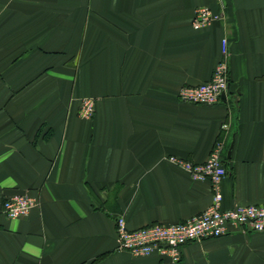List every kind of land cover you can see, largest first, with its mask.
Here are the masks:
<instances>
[{
    "label": "crops",
    "instance_id": "obj_1",
    "mask_svg": "<svg viewBox=\"0 0 264 264\" xmlns=\"http://www.w3.org/2000/svg\"><path fill=\"white\" fill-rule=\"evenodd\" d=\"M199 6L223 18L197 30ZM225 37V97L181 100L212 78ZM217 142L222 207L263 203L264 0H0V264H264V232L234 228L179 262L118 249L119 215L173 224L212 204L211 182L170 157L202 163ZM25 193L38 205L7 217Z\"/></svg>",
    "mask_w": 264,
    "mask_h": 264
},
{
    "label": "built area",
    "instance_id": "obj_2",
    "mask_svg": "<svg viewBox=\"0 0 264 264\" xmlns=\"http://www.w3.org/2000/svg\"><path fill=\"white\" fill-rule=\"evenodd\" d=\"M223 18L221 12L209 6H199L195 10L193 27L197 30L210 26ZM229 40H222V57L216 64L212 78L194 86H182L179 90L181 100L195 104H215L229 90ZM95 113V100L84 98L81 101L79 115L92 118ZM224 146L217 142L205 162L198 163L171 156L170 160L189 172L194 180L211 182L213 187L212 204L198 215L185 221L163 224L154 223L138 228H129L123 215L116 217L118 249L128 251L135 256L158 253L161 256L179 262L183 247L190 242H200L208 238L221 237L231 229L246 232H264V202L259 204H235L231 208L222 207L223 193L221 181L228 175V168L222 157ZM38 199L25 193L6 198L2 212L15 219L27 216L38 205Z\"/></svg>",
    "mask_w": 264,
    "mask_h": 264
},
{
    "label": "water",
    "instance_id": "obj_3",
    "mask_svg": "<svg viewBox=\"0 0 264 264\" xmlns=\"http://www.w3.org/2000/svg\"><path fill=\"white\" fill-rule=\"evenodd\" d=\"M222 97H225V94H223Z\"/></svg>",
    "mask_w": 264,
    "mask_h": 264
}]
</instances>
